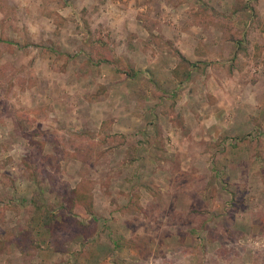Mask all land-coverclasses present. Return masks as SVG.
Wrapping results in <instances>:
<instances>
[{
  "label": "rangeland",
  "instance_id": "obj_1",
  "mask_svg": "<svg viewBox=\"0 0 264 264\" xmlns=\"http://www.w3.org/2000/svg\"><path fill=\"white\" fill-rule=\"evenodd\" d=\"M0 213V264H264V0H0Z\"/></svg>",
  "mask_w": 264,
  "mask_h": 264
},
{
  "label": "trees",
  "instance_id": "obj_2",
  "mask_svg": "<svg viewBox=\"0 0 264 264\" xmlns=\"http://www.w3.org/2000/svg\"><path fill=\"white\" fill-rule=\"evenodd\" d=\"M172 53L176 56L178 65L177 68L174 69V75L177 77L179 81L188 80L191 74V68L195 66L190 60H188L185 56H183L177 47L173 48ZM112 61L111 57H105L104 61ZM105 124V123H104ZM103 124V125H104ZM34 178V177H32ZM38 185V184H37ZM39 186V185H38ZM39 191L36 193V196H33L31 201L34 208L33 215L39 216L41 222L46 225L50 223H54L55 228L52 231H59L68 229L70 233L73 232L75 234L78 230V227L82 230L87 228V224L91 220H96L95 211L93 208V204L90 200L89 193L86 190H82L80 188H73L71 190V194L69 195V199L64 201L60 207L55 205L47 206L45 202L40 198ZM49 214L51 215H47ZM78 216L80 221L76 218ZM33 218V217H31ZM60 218V220H59ZM81 219L87 221V223H82ZM59 220V221H58ZM62 220V221H61ZM0 221H2V214L0 213ZM29 221V220H28ZM26 222L24 226H22L20 230L21 236L17 237L15 242L21 246L24 238L28 237V234L32 232L30 228V222ZM58 221V222H57ZM57 222V223H56ZM52 230V227H50ZM51 232V231H50ZM5 237V238H4ZM0 236V244L3 245L4 242L1 241L2 239H7L6 236ZM28 248V247H27Z\"/></svg>",
  "mask_w": 264,
  "mask_h": 264
}]
</instances>
